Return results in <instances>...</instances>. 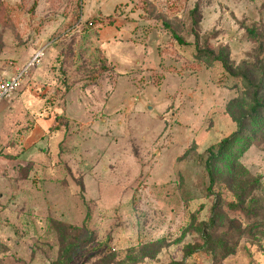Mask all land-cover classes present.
Wrapping results in <instances>:
<instances>
[{"label":"rangeland","instance_id":"1","mask_svg":"<svg viewBox=\"0 0 264 264\" xmlns=\"http://www.w3.org/2000/svg\"><path fill=\"white\" fill-rule=\"evenodd\" d=\"M37 50L0 103V264H264V0H0V80Z\"/></svg>","mask_w":264,"mask_h":264},{"label":"trees","instance_id":"2","mask_svg":"<svg viewBox=\"0 0 264 264\" xmlns=\"http://www.w3.org/2000/svg\"><path fill=\"white\" fill-rule=\"evenodd\" d=\"M198 13H197V8H195L192 12H191V27H192V34H193V37L195 39V41L197 40V36H196V33H195V28L198 24ZM172 38L178 43V44H183L182 41L175 35V34H172L171 35ZM199 54H201L202 52H198ZM207 55L208 56H211L213 57V52L212 51H209L207 50ZM224 62H221L222 64V68L224 69L225 72L229 73L230 69H229V66H228V62H227V59L225 58V60H223ZM256 102V95L254 94L253 95V103ZM259 110V105L258 104H255L252 108H251V111H252V115L253 116H256L257 114V111ZM226 143L224 142L222 145H220V148L218 149V153L214 156L213 154L209 153V156L207 157L206 161H205V164H204V168H205V171L207 173V176H208V179H209V184H208V189L210 190L213 185H214V179H213V168L218 164L220 163L221 161L224 160V156H225V150L223 149L224 148V145ZM226 160V159H225ZM55 223H58V222H55ZM50 224H52L50 222ZM63 224V223H61ZM64 225V224H63ZM57 226V225H56ZM67 226V225H66ZM67 227H71V226H67ZM68 229V228H67ZM70 229V228H69ZM75 230L74 227H72V230ZM76 230H80L82 233H83V236L84 238L87 237V239H85L86 241L84 242V244H87L89 245L91 242H92V238H91V235H89V233L83 228L79 229L77 228ZM55 240L57 242V246L58 248H60V245L62 246V243H61V240L60 238L58 237V235L56 234L55 236ZM69 247L71 248H74V246H72L71 244L69 245ZM66 250H62V252H64ZM61 252V253H62ZM63 254V253H62ZM61 254V255H62Z\"/></svg>","mask_w":264,"mask_h":264},{"label":"built area","instance_id":"3","mask_svg":"<svg viewBox=\"0 0 264 264\" xmlns=\"http://www.w3.org/2000/svg\"><path fill=\"white\" fill-rule=\"evenodd\" d=\"M41 60L42 50H38L23 67L17 68L9 77L0 80V103L8 100L13 95L14 91L19 87L22 79L32 68L39 66Z\"/></svg>","mask_w":264,"mask_h":264},{"label":"crops","instance_id":"4","mask_svg":"<svg viewBox=\"0 0 264 264\" xmlns=\"http://www.w3.org/2000/svg\"><path fill=\"white\" fill-rule=\"evenodd\" d=\"M37 51H38V50H37ZM9 76H10V75H9ZM9 76H8V77H9Z\"/></svg>","mask_w":264,"mask_h":264}]
</instances>
